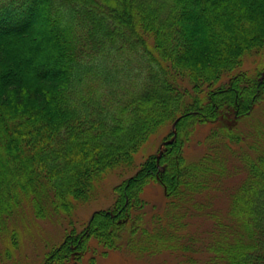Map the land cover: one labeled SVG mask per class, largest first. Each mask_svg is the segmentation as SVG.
Returning <instances> with one entry per match:
<instances>
[{
	"label": "trees",
	"instance_id": "16d2710c",
	"mask_svg": "<svg viewBox=\"0 0 264 264\" xmlns=\"http://www.w3.org/2000/svg\"><path fill=\"white\" fill-rule=\"evenodd\" d=\"M261 51L264 0H0V231L24 201L36 216L46 210L40 201L70 214L71 200L89 201L106 172L130 165L152 134L178 119L160 157L150 155L116 186L113 208L67 234L47 262H78L89 238L119 249L125 219L129 247L155 253L143 227L144 188L158 183L171 227L186 230L185 219L198 213L190 202L221 176L222 153L233 145L247 179L232 195L228 224L210 211L206 240L178 246L160 233L156 250L180 248L203 264H264V148L252 142L244 150L241 136L223 128L212 133L221 155L214 149L194 163L183 156L196 125L222 111L248 117L264 98V64L257 75L238 71Z\"/></svg>",
	"mask_w": 264,
	"mask_h": 264
},
{
	"label": "rangeland",
	"instance_id": "374dc122",
	"mask_svg": "<svg viewBox=\"0 0 264 264\" xmlns=\"http://www.w3.org/2000/svg\"><path fill=\"white\" fill-rule=\"evenodd\" d=\"M263 64L264 51H261L245 57L238 71L257 75ZM227 78H222L220 84L226 82ZM258 125H261L263 131L264 98L255 105L248 117L235 118L231 111H222L215 121L196 125L191 136L184 143L183 156L188 162L194 163L202 159L205 153H213L214 149L220 154L217 139H215L218 135L212 133L223 128H229L234 134L241 136V144L239 143L238 146H242V149L245 150L246 143L252 142L256 143L258 150L262 149L264 136L261 137ZM171 131H173V125L161 127L133 154L130 165L118 166L106 172L96 182L89 201L71 200L73 209L70 214L64 211L55 213L52 211L55 206L52 207L51 201H40L46 210L44 213L42 211L44 216H36L32 203L24 201V204L22 203L23 205L21 204L9 217L5 228L0 231V264H49L47 258L65 240L67 234H70L72 230L77 233L82 232L94 212L110 211L113 208L116 200L115 187L135 175L150 155L157 156L160 150L164 149V139ZM239 153L240 150L233 145L222 153V156L226 157L223 168L220 170L222 174L218 178L214 176L210 181L208 180L205 192L196 196L194 202H190L189 210L198 213L185 219L189 223L186 230L171 227L173 221L170 218L171 212L163 188L156 182H150L144 188L141 194L142 200L146 202L142 211L143 227L149 232V236L154 237L151 244L155 253L151 251L141 253L135 246L134 249L129 247L127 241L132 235L129 233L132 221L125 219L126 231L121 235L119 249H106L96 239L89 238L87 250L84 251L80 260L75 262L72 257L66 264H203L200 256L180 248L156 250L159 246L156 238L161 233L163 239L171 237L170 241L172 239L179 241L178 246L182 243H191L190 237L204 241L213 228V222L210 220L213 218L210 217L211 213H208L210 211L219 215V221L222 224H228L232 195L247 179V169L237 155ZM138 213V211H132L131 215L134 217ZM231 233L233 238L244 240V234L238 230ZM134 237L140 243L144 238L140 239L139 232H136ZM147 239L151 238L147 237Z\"/></svg>",
	"mask_w": 264,
	"mask_h": 264
},
{
	"label": "water",
	"instance_id": "95a60500",
	"mask_svg": "<svg viewBox=\"0 0 264 264\" xmlns=\"http://www.w3.org/2000/svg\"><path fill=\"white\" fill-rule=\"evenodd\" d=\"M177 120H178V119H177ZM177 120H176V121H177ZM176 121L173 123V127H174V125H175ZM160 154H161V151H160ZM160 154H159L158 156H160Z\"/></svg>",
	"mask_w": 264,
	"mask_h": 264
}]
</instances>
